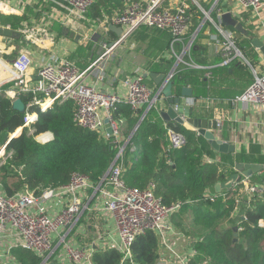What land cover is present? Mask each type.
<instances>
[{"label": "built area", "instance_id": "2783aa9c", "mask_svg": "<svg viewBox=\"0 0 264 264\" xmlns=\"http://www.w3.org/2000/svg\"><path fill=\"white\" fill-rule=\"evenodd\" d=\"M93 1L21 0L22 3H29L36 16L41 17L40 20L48 15L61 14V18L65 17L66 22L88 19L87 13ZM205 1L209 6H204L199 0H125L120 10L111 16H105L97 23L107 36L110 31L109 24L122 26L123 36L115 38L118 43L139 26L169 31L172 49L177 43L182 46L181 56L173 49L178 57L177 63L183 61L187 66L206 67V76L212 74L214 67L228 66L232 61L247 63L254 78L248 89L236 99L258 105L264 110V69L260 68L259 63L254 64L245 56L238 45L236 29L224 27L221 17L225 12L238 15L239 11H251L253 15H259L264 8V0H233L236 2L235 9L226 5L224 0ZM45 4L50 5L48 12L45 10ZM22 13L20 7L12 6L7 0H0V28L14 30L11 23H3L2 16ZM194 18L200 20L199 26L191 30ZM206 21L215 27L222 58L210 65L185 61L183 55L189 53L200 27ZM47 29L31 26L16 30L20 31V35L28 43L37 42L41 34L47 38L48 43L40 44L50 46L54 38L53 33ZM15 38H8L0 33V40L5 42L0 52L10 48L6 52L11 53L9 59L0 56V93L10 98L11 102L18 97L22 98L23 95H28L29 98L25 103L23 123L11 132L5 141H0V168L7 164L14 154V149L9 147L10 140L23 129L29 134H34L35 139L41 143L54 138L51 131L35 134L39 112L31 107L46 111L55 103L67 100L75 103V123L88 129L103 131L105 137L118 147V151L109 168L97 181H93L86 173L74 170L69 181L64 184L36 190L25 185L12 194L7 193L0 182V264H23L13 253L15 247L35 252L39 259L37 264H95V249H115L122 255L120 264H138L132 252V245L139 235L147 231L155 232L161 246L175 252V264H185L187 258L196 253L193 245L190 251L182 256L167 242L168 231L171 230L169 219L179 209L180 202L164 203L154 193L153 184L144 189L126 185L122 172L125 168L123 161L127 141L122 140L120 124L111 113L117 102L129 103L140 115L136 125L138 127L150 109L159 110L160 105L162 108L165 106L167 99L159 87L148 85L143 79V74L138 72L126 79L127 90L124 93L102 89L100 82L104 80L106 70L102 63L103 56L111 49L107 41L104 42L106 51L87 67L80 69L69 58L56 54H51L47 59L42 58L39 66L34 67L29 50L20 48L14 54ZM175 68L169 71L171 79L176 72ZM106 117L110 120L112 133L106 131ZM217 125L220 126V123ZM168 133L166 150L185 142L183 133L173 129H169ZM240 179L243 187L239 188V193L234 198L236 208L243 201L249 205L251 199L264 189V181L252 182L246 176H241ZM212 194L206 193V197L213 200ZM93 212L103 213L102 219L107 217L111 222L92 221L94 230L88 242L74 243L76 239L73 240V237L77 236L83 224L89 222L88 216ZM241 217L246 218L243 214ZM258 224L264 225V217L258 219Z\"/></svg>", "mask_w": 264, "mask_h": 264}, {"label": "trees", "instance_id": "16d2710c", "mask_svg": "<svg viewBox=\"0 0 264 264\" xmlns=\"http://www.w3.org/2000/svg\"><path fill=\"white\" fill-rule=\"evenodd\" d=\"M124 2L125 0H94L87 13L88 20L97 23L105 16H111L120 10ZM198 23L194 18L191 30H194ZM55 28L59 29L58 23H55ZM149 28L161 31L158 28ZM237 34L238 44L246 57L251 62L256 61L258 53L252 44L251 36L238 31ZM109 35L111 39L116 38L112 31H109ZM177 45L180 47V44ZM203 50L199 43L194 41L190 55H186L185 60H193ZM157 67L168 71L172 67V59L158 63ZM207 69L182 63L172 79L175 93H180L185 85H190L194 92L203 88L204 96L216 103L204 112L192 108V115L212 118L215 116L214 106L220 107L217 99H224L223 106L227 107V101L248 89L254 76L248 64L235 61H232L230 66H219L217 74L208 78L205 77ZM143 79L153 86L152 79ZM210 80L211 83L208 84ZM28 98V95L22 96L25 103ZM31 109L39 112L35 134L51 131L54 138L41 143L35 139L34 134L27 133L26 129L14 136L9 142L14 154L7 164L0 168L1 187L12 194L25 185L35 190L58 186L68 182L74 170L88 174L93 181L99 180L109 168L115 154V146L105 137L104 132L77 125L74 121L75 103L72 100L55 103L46 111H41L35 106ZM111 113L123 127L125 124H134L140 117L125 101L117 102ZM23 116V113L13 107L10 98L0 93V141H5L9 134L23 123ZM123 120L127 123H123ZM169 129L183 133L185 142L166 150ZM204 141L195 130L174 121L164 122L157 109H150L125 146V168L122 172L125 183L139 189L153 184L154 193L164 203L180 202L179 209L172 214L178 226L181 227L182 222L176 219L192 210L194 223L205 227L202 235L195 238L192 244L196 253L189 256L185 264H264V225L258 224V219L264 217V189L251 199L249 205L241 202L238 212L235 210L234 198L239 193V188L243 187L241 179L230 188L212 192L213 200L206 197V193L211 192L210 187L227 180L236 172V162L252 160L245 153L235 155L232 152H221L220 157L216 159L214 152L206 147ZM207 154L214 159L207 160ZM262 159L258 161L264 162ZM256 175L257 173L248 179L254 182L253 177ZM242 214L246 218H242ZM229 216H234L238 226L239 237L236 240L233 225L222 224L223 219L226 220ZM159 251L160 239L153 231L139 235L132 245V252L138 264H157ZM13 252L24 264H37L39 260L31 250L15 247ZM121 256L115 249L93 251L95 264H120Z\"/></svg>", "mask_w": 264, "mask_h": 264}, {"label": "crops", "instance_id": "0c3cea01", "mask_svg": "<svg viewBox=\"0 0 264 264\" xmlns=\"http://www.w3.org/2000/svg\"><path fill=\"white\" fill-rule=\"evenodd\" d=\"M25 1L27 2V0H25ZM199 1L204 6H206V7L209 6L208 2H206L205 0H199ZM224 1L226 2V5L235 9V7H236L235 1H233V0H224ZM7 2H9L12 6L20 7L22 9L23 13L26 12L25 11L26 8L29 10L33 9L29 5V3L28 4L22 3L21 0H7ZM32 11H34V9ZM238 13H239L238 15H235L232 13H231V15H232V17L237 18V20L242 23V25L245 29V32H240L233 26L225 25L222 21L223 26L226 28L233 27L234 29H236V31H238L241 34H244L248 37L251 36L250 35V30H251L253 33L256 34V36H254V37H258L259 39L263 40V42H264V8L260 11L259 15H256V16L253 15V13L251 11H239ZM21 15L5 14L2 16V21L4 24L11 23L13 25L17 21L21 20V18H22ZM63 19H65V21H66L65 17L62 18V20ZM85 20H87V19H85ZM198 21H200V20H198ZM242 21L244 22V24ZM69 22L72 23V20H69ZM61 26H62L63 30H66L64 24L61 23ZM198 26H199V23H198ZM161 31H165V30H161ZM112 32L116 35V38H117L118 35L114 31H112ZM165 32H166V34L169 35V38H170L169 45L171 47L170 32L169 31H165ZM215 32L216 31H215L214 25L209 21H206L200 27L198 35L194 41H197V43H199V45L204 50L201 53H199L197 56H195L193 58V60L191 59L190 60L191 62H193L195 64H201V65H210V64L217 63L222 58V55H221L222 51L220 49L219 42L216 38ZM87 33H88L87 30L85 31V33L81 32L80 34H78L79 37L75 38L74 40H70L69 38H66V39L65 38H63V39L59 38V43H61V46L57 47V48H56V46H58V44L55 46V43H53L51 46H45V45L43 46L42 45V49H38V48L36 49V48H32L31 46H29L28 42H25V45L22 48H25L31 52L34 67L39 66L42 58L47 59L51 54H56L59 56H64V57L69 58L80 69H84L85 67H87L89 65V63L91 61V57H92V55H91L92 53H90V55H89L88 48L85 47L82 43V40L84 39V36ZM135 36H136V34H135ZM107 37H109V40L111 39L109 34ZM237 38H238V34H237ZM251 38H253V37L251 36ZM123 41H124V39L122 41H120V45L117 44V46L114 49L116 51L118 57L117 56L115 57V53L113 52L110 55V57H109V55H107L105 57V59L102 61V63L105 65V69H106L105 70V78L102 82H100V86L102 89H106V90L114 91V92H118V93H124L127 90V86L125 83L126 79L135 76L138 72L142 73V74L145 71H158V72L168 73L171 70L172 67L168 71H163L157 67L158 63H161L164 60L168 59V57H167L168 55L166 52H164L162 54L155 55L156 60L151 59V61L146 62V59L143 58V55L138 53V51L140 49L137 52L132 51L131 55H129V56L125 52H123V47H120L121 43ZM177 44H179V43H177ZM177 44L173 45V49L178 55L181 56L182 46L180 44V47H178ZM192 44H191V47H192ZM1 45H5V42ZM53 46H55V47L53 48ZM44 48H46L48 50V52H46ZM173 49L171 47V50H172L171 52L173 55L176 56ZM255 49L258 53V59L254 62L259 63L260 68L264 69L261 66V65H264V55L260 51L259 48L255 47ZM81 50H82V54H78L79 51H81ZM190 52H191V48H190L189 53H186L183 55L184 60H185L186 55H190ZM112 55H113V57H112ZM1 56L6 57L7 59L10 58V55H6V54H3ZM158 58H159V60H157ZM176 63H177V61H176ZM182 63H185V62L179 61L177 63L175 70H177ZM208 63H210V64H208ZM235 63H241L242 64L245 62H241V61L236 60ZM198 68H206V67H198ZM216 74H217V68L214 67V69L212 70V74L210 76L216 75ZM210 76L205 75L206 78H208ZM144 78H148V77H144ZM149 79H152V78H149ZM153 83H154L153 87L158 86V85H156V83L154 81H153ZM209 83H211V80H210V82L208 81V84ZM193 93H194L193 97L190 99H187V101L190 103V105L193 109H196L200 112H204L205 110L210 109V107L216 103L213 99L207 98V96H204L205 90L203 88H199L196 92L193 91ZM174 94L178 95L180 93L174 92ZM217 102L220 103V107L216 108L214 106L213 109L215 111V116L210 118V119H216L217 123L218 122L220 123V126L217 125V128L215 130L217 137H220L221 139H225L228 142L234 143L236 145V151H234L232 153H234L235 155H238L239 153H245L246 155H251L250 160H252V161H250V162L260 163L258 161V159H261V157L264 156V110L258 105L244 103L242 101L237 100L236 98L227 101V107L223 106V103L225 102L224 99L219 98V99H217ZM166 106H167V101H166L165 106L163 108H165ZM161 109H162V106L160 105L158 111H160ZM199 117H203V116H199ZM137 122H134V124H131L130 126H127L125 124L126 127L125 126L123 127V125L119 123L120 124L121 138L123 141H127V144L130 142L133 132L135 131V129H137V127H136ZM123 123H127V122L123 120ZM185 126L187 128L193 129L197 132V130L192 125H190L189 123H186ZM197 134L200 135L198 132H197ZM202 137L205 140L204 142H205L206 147L208 149H211L212 152H214V154H215V158L218 159L220 157L221 152L212 148L210 143L208 142V140L204 136H202ZM240 143H242L243 146H240ZM250 144L254 146L251 149V151H249V149H248L249 148L248 145H250ZM166 145H168V143ZM132 149H134V146H132ZM206 159L210 160V159H214V158L210 154H207ZM260 174H263V175H261L262 176L261 179L259 181H254V182L264 181V179H263L264 170L258 172L257 176ZM102 215H104V214L103 213H97V212L90 213L88 216L89 222L86 224H83L80 227L79 231L77 232V236L75 235L73 237V240L76 239V240H74V243H76V244L81 243L82 244V243L88 242V238H91V234L94 230L92 221H97L99 223H102L103 220H104V222L105 221H107L108 223L111 222V220L107 217H105V219L104 218L102 219ZM171 217H172V215H171ZM169 223H170V220H169ZM191 248H192V245L190 246V249ZM18 261L21 262L20 260H18Z\"/></svg>", "mask_w": 264, "mask_h": 264}, {"label": "rangeland", "instance_id": "374dc122", "mask_svg": "<svg viewBox=\"0 0 264 264\" xmlns=\"http://www.w3.org/2000/svg\"><path fill=\"white\" fill-rule=\"evenodd\" d=\"M44 6L47 12L49 11V9H51L49 4H45ZM25 11L26 12H24L21 15L22 16L21 20L13 24L14 31H17L16 29L18 28L31 27V26H35L38 28H44V29L48 28L53 33V38H54L53 43H55V46L58 44V46H56L57 48L61 46V43H59V38H62V39L69 38L70 40H74L75 38L79 37L78 34H80L83 31L85 32L86 30H88V33L85 34L84 39L82 40V43L85 47L88 48L89 55L90 53H92L90 63H92L98 56H100L106 51L104 42L105 41L109 42L110 40H109V37L105 35L104 30L101 29V26L99 25V23L91 22L88 19L87 20L73 19L72 23L66 22L65 19L62 20L61 17L63 16L61 14L57 16L48 15L45 18L40 20L41 17L36 16V13H34L32 9L29 10L26 8ZM56 22L59 23V29L55 28ZM61 23L65 25L66 30H63ZM17 32L19 33L20 31H17ZM134 32H133L134 34L132 33L126 36V38H124V41L121 43V46H120V47H123V52H125L128 56L131 55L132 51L137 52L140 49L138 53L143 55V58L146 59V62H149L151 61V59L156 60L155 55L166 52L168 55L167 57L172 59V66L176 63L177 57L173 55L171 52L172 50L169 45L170 38H169V35L166 34L165 31L160 32L159 30L157 31L156 29H153V28H149L146 26H139V28H137ZM250 35L252 37L256 36V34L253 33L251 30H250ZM135 37H139L140 39L139 40L135 39ZM15 39H16L15 41L16 45H15L14 54L25 45V42H27V40L23 39V36L20 35V33H19V36L17 35ZM111 40H116V39H111ZM43 42L48 43V40L45 36L40 34V37L37 40V42L31 41L29 42V46H31L32 48H36V49L37 48L42 49V44L40 43H43ZM1 44H3V42L0 40V48H2ZM118 45H120V42L118 43ZM55 46H53V48ZM116 46L111 48L108 51V53L105 56H103V60L105 59L107 55H109L110 57V55L113 52L115 53V57L117 56V53L114 50ZM44 49L46 52H48L46 48ZM7 50L0 52V56L3 54L10 55L11 53L6 52ZM78 54H82V50L79 51ZM157 60H159V58ZM261 66L262 68H264V65H261ZM110 141L113 143L112 140ZM240 146H243V144L240 143ZM248 146H249L248 148L249 151H251V149L254 147L251 144ZM117 151H118V147L115 146V154ZM247 156L250 157L251 155H247ZM261 158H263L262 161H264V156H262ZM260 163L264 164V162H260ZM261 175L263 174H260L258 176L256 175L255 177H253L254 181H259L262 177ZM239 207L240 206H238V208L235 207V210L237 209V212L239 211L238 210ZM192 215H193L192 210H189L187 213L184 214V216L176 219V221L180 220L182 222L181 227L175 223V218L170 217L169 219L171 230L168 231L169 233L167 235V242L182 256H184L190 251L189 249H190V246L193 244L194 239L197 237H200L202 233L205 231V227L203 225L194 223L192 219ZM222 224L226 226H229V225L235 226L236 224H235L234 216L232 217L229 216L226 218V220L224 218L222 221ZM234 234L236 238L239 237L238 227L236 230H234ZM160 253L161 254L159 255L157 259V264L177 263L176 259L174 258L175 252L170 251L166 246L164 247L163 245L161 246L160 244Z\"/></svg>", "mask_w": 264, "mask_h": 264}, {"label": "water", "instance_id": "95a60500", "mask_svg": "<svg viewBox=\"0 0 264 264\" xmlns=\"http://www.w3.org/2000/svg\"><path fill=\"white\" fill-rule=\"evenodd\" d=\"M222 21L225 25L233 26L240 32H245V29L240 21L237 18L232 17L230 12H225L222 15ZM108 28L111 31H114L119 37L123 36L124 29L122 26L109 24ZM0 33L3 35L17 37L19 33L10 28H0ZM78 38V37H77ZM118 42L116 40H110L108 42L109 48L116 46ZM252 43L255 47L259 48L264 55V42L258 37L252 38ZM175 63L171 70L176 67ZM144 77L152 78L153 81L158 85L159 90L167 99V106L162 108L159 111L160 116L164 122L174 121L178 124L185 125L189 123L192 125L197 132L204 136L211 147L220 152H234L236 151V145L232 142L217 137L216 128L217 120L210 119L207 117H199L192 115V107L187 99L193 97V88L190 85H185L181 88V92L178 95L174 94V81L169 78L170 72H158V71H145L143 73ZM12 105L15 109L21 113L25 112V102L21 97H18L12 101ZM105 128L108 133H112L113 129L110 126V120L108 117L105 118ZM236 172H234L227 180L217 182L214 186L210 187V191L213 193L220 192L224 188H230L233 186V183L240 179L241 176L249 177L255 173H258L264 169V164L258 162H242L238 161L235 163ZM238 226H233V229L236 230ZM235 235V234H234ZM237 238L235 237V240ZM49 264H55L50 262Z\"/></svg>", "mask_w": 264, "mask_h": 264}, {"label": "bare ground", "instance_id": "6f19581e", "mask_svg": "<svg viewBox=\"0 0 264 264\" xmlns=\"http://www.w3.org/2000/svg\"><path fill=\"white\" fill-rule=\"evenodd\" d=\"M88 31V30H87ZM83 33H85L84 31H83Z\"/></svg>", "mask_w": 264, "mask_h": 264}]
</instances>
